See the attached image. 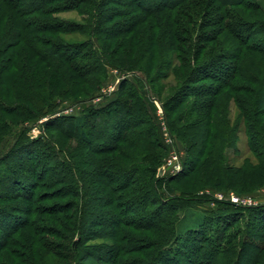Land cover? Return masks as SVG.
Masks as SVG:
<instances>
[{
  "label": "trees",
  "instance_id": "obj_1",
  "mask_svg": "<svg viewBox=\"0 0 264 264\" xmlns=\"http://www.w3.org/2000/svg\"><path fill=\"white\" fill-rule=\"evenodd\" d=\"M69 10L85 23L56 16ZM75 33L86 37L71 43ZM108 66L152 85L170 133L183 141L178 176H155L165 142L147 89L138 94L123 79L107 105L54 115L61 92L50 77L82 101L96 96ZM169 77L177 87L163 102L153 86ZM136 109L143 118L129 123ZM5 115L19 124L47 119L38 137L21 125L0 150V264H264V202L217 201L182 233L181 212L210 198L168 184L196 177L202 189L264 186L258 0H0V147L12 133ZM97 117L110 124L93 133ZM240 132L255 162L236 167L225 148Z\"/></svg>",
  "mask_w": 264,
  "mask_h": 264
},
{
  "label": "rangeland",
  "instance_id": "obj_2",
  "mask_svg": "<svg viewBox=\"0 0 264 264\" xmlns=\"http://www.w3.org/2000/svg\"><path fill=\"white\" fill-rule=\"evenodd\" d=\"M263 6H264V0H258ZM57 17L69 20V21H75L78 23H85V16L82 14H79L75 10H69V11H63L56 14ZM86 35L81 33H75L72 35H67V39L70 40L71 43L77 42L78 40L85 39ZM131 57V55L127 56ZM143 64L142 61H139V64ZM130 71H123L119 67L116 66H108L107 67V75L105 78L101 79L99 82V87L96 90L95 97L91 99H86L82 101H72L70 99H67L69 95L62 94L63 92L66 93V88L61 86L62 80L61 78L57 77H50L49 79L56 85L57 89L54 90V92H61V94L57 98V101L59 105L56 107L55 114L54 115H78L82 112V109L85 107H103L107 105L110 101H112L116 97V93L119 90L120 82L123 79H126L129 84L132 85V88L134 92L140 94L143 92L144 89H147L148 97L151 100V103L153 106L151 107V103L148 102V112L151 118L156 119L157 121L161 122L162 125V132L165 142V149L161 151V157L156 163L155 167V176L156 178H164L166 176H178V174L181 172L183 167V163L186 158L185 149L183 145V141L179 140L175 135H172L166 125V121L164 118V112L162 108V101L158 99V96L152 92V85L150 84V87L148 84H144L141 82H138L134 79V77L131 74ZM139 77H142V74L136 71L135 73ZM153 87L157 88L158 95L161 96V100L163 102L169 100V98L174 94V91L177 87V81L173 77L164 78V79H157L155 81V85ZM60 88L61 90H59ZM71 89L74 93L77 89V86H72ZM10 95H8L9 97ZM62 98V99H60ZM78 98V97H77ZM230 113L229 117L231 118L233 111H235L234 106L232 103L230 104ZM118 113H122L120 110ZM142 112H140L138 109L134 110L133 113H131L127 117V121L136 123L138 119L142 120ZM235 113V112H234ZM176 114V113H175ZM173 113L171 116H175ZM6 119L11 120L9 128L10 131H12L11 135L8 136L3 144L0 147V150H6L9 145L13 142V136L16 133V131L19 129V126H26L28 128L27 135L30 138L38 137L40 134H42L43 129L41 127L42 122H44L47 119V116L42 117L41 119L37 121H24L20 124L18 123V119L15 117H12L10 115H5ZM94 129L91 130V132H97L99 128H102L104 126H108L110 123L109 121L106 122L105 120L101 119L100 117L95 118L93 121ZM144 126V125H142ZM90 129V128H88ZM9 131V132H10ZM143 131V130H142ZM169 138L172 139L174 142V146L176 148V151L180 158V168L176 173H170L172 169H174L175 164L172 159V146L169 143ZM96 141V140H95ZM77 144V141L70 140L67 142V146L70 147L71 145L73 147H70V149L74 148V146ZM139 145V148H136V151H145V147L142 143L137 142ZM148 149V148H147ZM160 151V150H159ZM88 149L87 147L84 149V153H87ZM245 158L251 159L253 162H255V159L253 155L248 151L246 139L242 132L238 134V138L234 145L227 146L225 148V159L226 162L229 163L231 166L241 167L246 165L244 162ZM14 160H12L13 162ZM54 174V177H58L60 175V172L56 171ZM134 180H142V176L140 174H137L134 176ZM180 180V181H177ZM169 186L174 187L176 190L180 188H186L187 190H192V192H195L196 195H201L210 198L209 200L205 202H201L200 204H195L193 207L194 209L190 208L186 209L184 212H181V223L178 229L182 231V233L188 231L189 228L197 227L200 223L204 222L206 215L204 214L203 210L205 208H215L217 201H228L231 202V198H236L237 202H232L240 206H246V205H256L259 203L264 202V186L254 189L245 191L244 193H236L233 189H213L210 186H206L203 189L199 187L198 179L195 177H189L184 179H175L174 182H169ZM199 187V188H198ZM177 194V193H175ZM204 194V195H202ZM194 195V194H193ZM230 195L231 198H230ZM136 215V213H135Z\"/></svg>",
  "mask_w": 264,
  "mask_h": 264
},
{
  "label": "built area",
  "instance_id": "obj_3",
  "mask_svg": "<svg viewBox=\"0 0 264 264\" xmlns=\"http://www.w3.org/2000/svg\"><path fill=\"white\" fill-rule=\"evenodd\" d=\"M168 141H169L170 145L172 146V159H173L174 164H175L174 169H172V171H170V173H176L179 170H181V169H179L180 166H181V164H180V158H179V155H178V153L176 151V148L174 146V142L172 141V139L169 138ZM231 196L232 195H230V198H231ZM230 201L231 202H237V199L232 197Z\"/></svg>",
  "mask_w": 264,
  "mask_h": 264
}]
</instances>
